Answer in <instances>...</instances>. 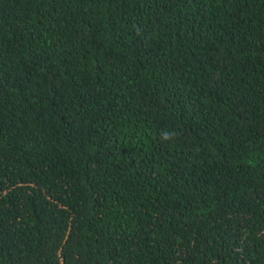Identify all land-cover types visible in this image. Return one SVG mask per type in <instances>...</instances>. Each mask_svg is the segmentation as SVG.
I'll return each mask as SVG.
<instances>
[{
    "label": "trees",
    "instance_id": "obj_1",
    "mask_svg": "<svg viewBox=\"0 0 264 264\" xmlns=\"http://www.w3.org/2000/svg\"><path fill=\"white\" fill-rule=\"evenodd\" d=\"M0 264H264V0H0Z\"/></svg>",
    "mask_w": 264,
    "mask_h": 264
},
{
    "label": "clouds",
    "instance_id": "obj_2",
    "mask_svg": "<svg viewBox=\"0 0 264 264\" xmlns=\"http://www.w3.org/2000/svg\"><path fill=\"white\" fill-rule=\"evenodd\" d=\"M177 133L174 131H168L165 130L161 133L160 139L162 142H170L174 140V137H176Z\"/></svg>",
    "mask_w": 264,
    "mask_h": 264
}]
</instances>
